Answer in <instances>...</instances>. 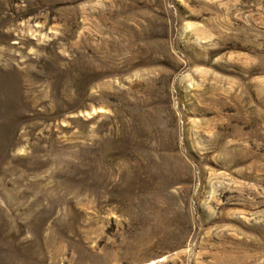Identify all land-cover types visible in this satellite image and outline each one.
<instances>
[{
	"label": "rangeland",
	"instance_id": "1",
	"mask_svg": "<svg viewBox=\"0 0 264 264\" xmlns=\"http://www.w3.org/2000/svg\"><path fill=\"white\" fill-rule=\"evenodd\" d=\"M0 264H264V0H0Z\"/></svg>",
	"mask_w": 264,
	"mask_h": 264
}]
</instances>
